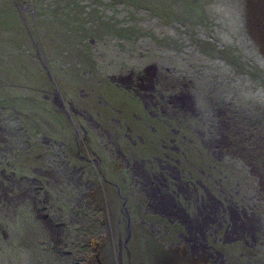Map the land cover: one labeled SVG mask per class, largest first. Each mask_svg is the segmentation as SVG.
I'll return each instance as SVG.
<instances>
[{"label": "rangeland", "instance_id": "1", "mask_svg": "<svg viewBox=\"0 0 264 264\" xmlns=\"http://www.w3.org/2000/svg\"><path fill=\"white\" fill-rule=\"evenodd\" d=\"M249 3L0 0V147L15 144L0 153V264H192L139 222L124 245V170L107 149L117 158L126 140L147 142L145 119L242 213L235 229L234 208L215 219L212 254L264 264V52ZM89 149L105 173L82 168L84 199L58 164L68 152L79 167ZM245 218L255 231L241 232Z\"/></svg>", "mask_w": 264, "mask_h": 264}, {"label": "flooded vegetation", "instance_id": "2", "mask_svg": "<svg viewBox=\"0 0 264 264\" xmlns=\"http://www.w3.org/2000/svg\"><path fill=\"white\" fill-rule=\"evenodd\" d=\"M165 122L169 125L168 121L165 120ZM144 123L146 124L145 129L149 131L147 142H144L142 138H140L141 142L134 141V143L126 140L124 143L127 147L125 150L127 153H121L122 156L118 154L121 158H115L113 150L111 148L107 149L108 154H110L109 160L115 164L114 168L120 167L119 161L123 165L124 170V183L122 185L115 184L118 186L119 194L122 196V207L125 210L124 216L127 220L124 245H127L128 238L132 233L131 227L139 222L148 231H151L155 241L168 247L174 246L179 253H185L193 258L194 264H221L222 260L220 262L217 260L218 256L212 254L216 251L214 250L215 242L218 241L219 235V228L214 227L213 223H215L216 218H220L223 215L222 211L228 213L234 208L236 213L230 214V222H227V227L235 229V226L231 225H235L236 221H242V218H240L242 213L238 212L235 206L231 207L227 204L222 206L221 202L216 201L208 191L209 186H205V183L203 184L202 182L203 178L208 175L203 174L204 171L201 168H196L192 160L187 163L188 165L185 162L182 164L179 160L177 148L169 146L168 143L166 144L171 139L166 140L161 135L160 130L155 126V122L150 124L145 119ZM158 126L160 127L161 125L158 124ZM75 134L78 136L77 129H75ZM7 141V146L0 147V153L3 152L2 149L4 152L15 150L14 142L11 139ZM70 146L68 145V147ZM151 147H154V150L155 147L158 149L153 151ZM166 147L170 149L167 150ZM76 156L81 164L79 167H70L68 165L69 169L67 167L70 161L69 153L63 152L60 155L62 162L58 164V171L60 176L65 174L64 178L68 180L69 188L82 189L81 195L84 198L86 196L84 188L91 187H88L90 186L88 184L89 180L83 177L84 169L82 168L85 165L87 167L90 166L91 169L89 168L88 171L92 173V167H94L96 171H101V175H103L105 173L102 169L104 159L99 157L93 149H89L88 152L84 151L83 154L78 151ZM132 168L133 171L138 169V171H135V175L132 172ZM0 170L1 186L3 184V170ZM117 171L122 175L121 168ZM106 180L107 177L105 176ZM13 181L15 182V180ZM123 188L126 190L125 192H123ZM223 198L227 200V198ZM137 199L142 205L136 210L137 216H134V221H132L129 217L131 210L127 207V201L132 200V203H134ZM224 199L222 200L224 201ZM78 201L83 200H75V204H79ZM119 216L121 215L118 214L116 218H119ZM116 221L118 224L117 219ZM244 222L239 226L241 232L255 231V229L248 230V228H245L247 225H251V222L247 221L246 218ZM107 244L109 243H105V245ZM107 250L110 258L115 257L117 261L122 260V250L117 253L110 249Z\"/></svg>", "mask_w": 264, "mask_h": 264}, {"label": "trees", "instance_id": "3", "mask_svg": "<svg viewBox=\"0 0 264 264\" xmlns=\"http://www.w3.org/2000/svg\"><path fill=\"white\" fill-rule=\"evenodd\" d=\"M261 50L264 52V0H248Z\"/></svg>", "mask_w": 264, "mask_h": 264}]
</instances>
